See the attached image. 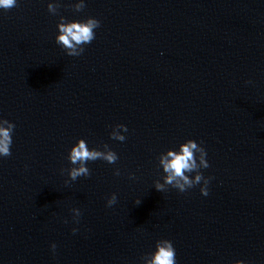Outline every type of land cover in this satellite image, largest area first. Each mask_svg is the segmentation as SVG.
Here are the masks:
<instances>
[{
  "label": "water",
  "instance_id": "95a60500",
  "mask_svg": "<svg viewBox=\"0 0 264 264\" xmlns=\"http://www.w3.org/2000/svg\"><path fill=\"white\" fill-rule=\"evenodd\" d=\"M78 2L0 10V118L15 125L0 264H144L161 238L176 264H264V0ZM62 16L100 22L79 56L55 42ZM118 124L124 141L109 136ZM77 138L117 161L70 180ZM186 139L206 150L207 195L154 187L159 154Z\"/></svg>",
  "mask_w": 264,
  "mask_h": 264
},
{
  "label": "clouds",
  "instance_id": "9594fccd",
  "mask_svg": "<svg viewBox=\"0 0 264 264\" xmlns=\"http://www.w3.org/2000/svg\"><path fill=\"white\" fill-rule=\"evenodd\" d=\"M17 4L18 0H0V10L11 9L16 7ZM84 7L85 0H79L74 6V10L80 12ZM47 9L52 14L57 13L56 4L47 3ZM99 26V20L92 16H86L82 19H68L62 16L56 25L55 42L64 49L68 56H79L84 51V45L90 44L94 40V30ZM14 128L13 122L0 118V158L11 155L10 146ZM117 129L127 132L125 125L118 124L113 126L109 136L112 139L124 141L125 136ZM206 155L202 142L198 144L193 139H186L174 149H166L158 156V163L163 175L161 179L154 181V187L160 192L167 191L169 186L184 192L200 184V192L207 195V185L210 178L205 177L200 171L209 167ZM67 159L71 165L67 169V175L70 180L75 181L80 176L87 177L90 175V169L87 166L89 161L102 159L112 164L117 161L118 156L107 143H104L101 147H89L83 138H77L67 151ZM186 173L193 175L190 177ZM114 174L119 176V169H114ZM116 201L117 196L112 193L107 197L106 205L111 207ZM71 212L73 214L72 219L78 222L81 215L80 209L72 208ZM72 231L76 232L77 229L73 228ZM50 248L55 251L56 244L51 243ZM143 262L144 264H176V254L172 242L166 238L158 239L155 242L154 249L144 254ZM232 264H245V262L235 260Z\"/></svg>",
  "mask_w": 264,
  "mask_h": 264
}]
</instances>
